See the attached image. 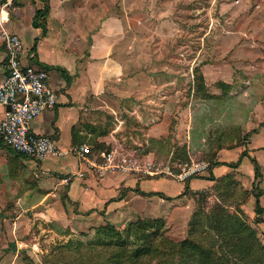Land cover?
Wrapping results in <instances>:
<instances>
[{
  "label": "rangeland",
  "instance_id": "1",
  "mask_svg": "<svg viewBox=\"0 0 264 264\" xmlns=\"http://www.w3.org/2000/svg\"><path fill=\"white\" fill-rule=\"evenodd\" d=\"M124 1L129 45L135 42L136 24L138 37H143V53L132 60L142 63L138 70L145 79L140 82L143 91L136 93V83L132 82L126 100H111V110L99 111L93 117L89 123L108 140L100 147L94 144L87 158L102 165L106 163L103 155L112 151L109 163L130 159L133 168L102 172L91 165L94 178L110 172L121 175L114 198L132 191L140 180L157 179L169 187L185 181L188 185L191 179L209 182L206 187L200 188V182L195 190L174 195L178 202L171 206L162 204L155 195L145 196L154 200H141L132 191L127 202L99 222L86 224L68 218L66 213L61 224L47 220L46 226L39 227L38 220H32L28 237L38 249L22 256L24 264H115L113 243H98L91 251L73 245L62 248L61 244L67 239L104 242L116 236L125 239L122 246L126 253L151 248L147 254L132 257L134 264H196V254L183 249V240L206 251L209 264H262L264 256L259 249L255 254L239 252L232 242L243 232L242 223L264 249V133L256 137L254 148L247 149L249 136L261 123L248 132L239 124L246 120L248 102L264 111V0ZM134 51L135 46L128 54ZM223 66L238 70L235 85L243 91L235 87L234 99L227 91L211 92L215 81L206 87L200 72ZM252 72L255 77L250 83ZM91 138L95 137H88L89 144ZM248 151H252L260 172L256 189L252 173L249 175V156L243 154ZM257 191L262 207L258 222L252 194ZM153 220L158 223H151ZM107 223L120 234L96 231ZM227 233L231 234L230 244L225 241Z\"/></svg>",
  "mask_w": 264,
  "mask_h": 264
},
{
  "label": "crops",
  "instance_id": "2",
  "mask_svg": "<svg viewBox=\"0 0 264 264\" xmlns=\"http://www.w3.org/2000/svg\"><path fill=\"white\" fill-rule=\"evenodd\" d=\"M126 3L124 0H0V80L5 73L3 33H13L20 40L21 60L46 69L48 82L57 92L55 105L34 117L29 122V131L51 137L57 149L65 151L37 160L13 152L0 140V264H24L23 257L34 253L33 248L38 249L28 237L32 220H38L39 227L46 226L47 220L61 224L66 213L68 218L86 224L90 220L99 222L127 202L128 194L134 189L159 192L169 199L158 196L156 199L168 206L178 202L173 196L183 191V185L169 187L157 179L140 180L132 191L114 198L122 176L110 172L97 180L90 167L95 163L88 158L80 160L69 152L71 147L83 143L89 149L94 144L100 147L102 142L107 143L105 133L89 122L99 111L111 110V100H126L132 82L136 83V93L143 91L140 82L144 83L145 79L138 70V64L142 66V63L132 62L133 56L137 60L139 52L143 53V37L142 34L138 37L136 24V36L132 37L135 42L129 45ZM44 5L47 11L38 20L41 25L33 27L34 11ZM134 46L135 51L128 54ZM200 72L206 87L211 80L215 81L211 92L227 91L235 98V87L239 88L235 85L238 72L235 67H212L208 73L202 69ZM254 77V72L249 74L248 82L252 83ZM237 98L241 95L237 94ZM247 106L246 120L239 123L241 130L248 132L261 123L249 136L247 149H252L256 137L264 133V111L257 110L255 103L248 102ZM4 110L0 105V119ZM258 114L261 117L257 118ZM93 136L89 144L88 137ZM251 153L248 151L245 157H251ZM211 171L214 173L215 168ZM251 173L253 177V168L249 170ZM64 177L66 183L62 182ZM195 180H189L188 190H195L200 182V188L206 187L209 182ZM132 193L141 200H154Z\"/></svg>",
  "mask_w": 264,
  "mask_h": 264
},
{
  "label": "built area",
  "instance_id": "3",
  "mask_svg": "<svg viewBox=\"0 0 264 264\" xmlns=\"http://www.w3.org/2000/svg\"><path fill=\"white\" fill-rule=\"evenodd\" d=\"M2 41L5 73L0 80V105H8V109L4 110L0 119V140L13 152L37 160L47 155L64 153L57 149L51 137L29 131V122L41 111L52 108L57 100V92L48 82L46 69L21 60V45L17 35L3 33ZM69 152L84 161L89 147L80 144L71 147ZM103 156H106V163L95 165L102 172L133 168L130 159L121 158L116 163H109L111 153ZM62 182L66 183L67 177Z\"/></svg>",
  "mask_w": 264,
  "mask_h": 264
},
{
  "label": "trees",
  "instance_id": "4",
  "mask_svg": "<svg viewBox=\"0 0 264 264\" xmlns=\"http://www.w3.org/2000/svg\"><path fill=\"white\" fill-rule=\"evenodd\" d=\"M47 11V7L46 5H44L41 9H37L34 11V15H33V19L31 22V25L33 27L36 26H40L41 25V20L42 16L46 13ZM244 155H246L245 153H243ZM251 164H252V168H253V177L255 182L252 184L253 185V189H256V185L258 183V179L260 177V172H259V168H258V163L256 162V160L252 157H248ZM219 164H223V163H219ZM214 164H210V166H212ZM190 179V177L188 178ZM210 179V177H209ZM188 190L187 187V181L184 182L183 185V192L182 194H185L186 191ZM134 192L142 195V196H147V195H155L158 196L160 198L163 199H169V197H165L163 196L161 193L159 192H155V191H151L149 193H145L142 191H139L137 189L133 190ZM253 197H254V212H255V221L258 222L261 220L260 215L262 213V207L259 205L258 202V196H259V191L252 193ZM151 223H158L157 220H153L151 221ZM139 223H135L134 225H138ZM241 225V230L243 231L242 233L237 235V238L235 241L232 242V244L237 247V250L239 252H243L246 251L249 254H255L256 250L255 249H259L261 254H263L264 256V249L262 247H260V244L258 242V240L254 237L253 231L250 230L246 225L239 223ZM113 231L115 234H120L116 229H114L112 227V225L110 224H104L101 225L99 227H96V231ZM226 235V239L225 241L228 242L229 244L231 243V239H230V233L225 234ZM111 239V240H110ZM125 239H120L119 237H112L109 238L107 241H99L97 239H89L86 241H82V240H78V239H67V241H65L64 243L61 244L62 248H67L71 245H73V247L78 248L79 250H84V251H91L94 250L95 247L98 245V243H104L106 245H110L111 243H113L114 247L116 248L115 252L111 254V258L112 261L115 262V264H134L135 260L132 259V257H137L143 254H147L151 248H147L144 247L143 249H134L132 254L130 253H126L124 246H122V243ZM181 245L183 247V249H187L190 252H194V254H196L197 256V260H196V264H209L210 262V258L208 257V254L206 253V251L204 250H200V248L198 247H194L195 244L187 241V240H183L181 242ZM255 261L258 259H254ZM260 261V258H259ZM62 264H68V263H62ZM257 264V263H254ZM262 264H264V260L262 262Z\"/></svg>",
  "mask_w": 264,
  "mask_h": 264
},
{
  "label": "water",
  "instance_id": "5",
  "mask_svg": "<svg viewBox=\"0 0 264 264\" xmlns=\"http://www.w3.org/2000/svg\"><path fill=\"white\" fill-rule=\"evenodd\" d=\"M7 109H8V105L5 106V110H7Z\"/></svg>",
  "mask_w": 264,
  "mask_h": 264
}]
</instances>
